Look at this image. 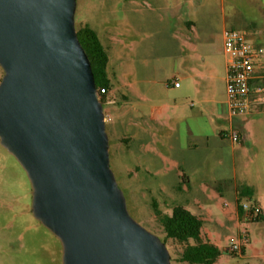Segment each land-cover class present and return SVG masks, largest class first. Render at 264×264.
<instances>
[{
	"label": "rangeland",
	"instance_id": "374dc122",
	"mask_svg": "<svg viewBox=\"0 0 264 264\" xmlns=\"http://www.w3.org/2000/svg\"><path fill=\"white\" fill-rule=\"evenodd\" d=\"M167 1L159 4L160 0H77L75 27L88 24L95 29L109 54L115 47L121 46L128 51L123 53L120 60H110L107 66V75L120 86V97H128L127 101L120 103L125 110L136 109L138 103L149 106L150 102H166L167 93L163 89L165 80H172L173 77L180 79L181 75H176V71H186V66L176 65L171 57L172 48L179 46L187 49L188 56L195 55L198 59L196 64H199V68L193 66L196 69L193 74L201 76L198 79L201 93L208 81L214 84L211 90L216 97L224 99L222 84L215 76H221L224 66L223 29L249 31L246 27L252 24L255 30L264 31V0H169L174 14L172 17L168 14ZM130 31L132 36L126 39ZM179 34L184 35L183 43L179 41ZM111 36L122 45L119 46L117 41L112 42ZM142 49L147 52L144 53ZM2 76L0 68V80ZM142 79L158 81L154 86L140 85L148 89L143 90L146 91V102L131 97L137 88L136 81ZM106 100L104 98L102 104L107 115L109 103ZM191 102L193 110L200 109L195 98H191ZM258 112H264V109ZM111 118L113 123H106L110 169L124 195L131 218L161 241L164 233L154 216L153 203L162 214H169L175 205L183 206L193 215H197L196 207L201 211L215 209L219 213L234 208L235 201L231 190L227 189L228 182L221 183L224 191L219 193L212 189L214 179H230L238 184L244 181L256 186L260 197L255 196L251 200L264 208V147L258 142L259 139L264 140V130L261 129L264 128V114L257 115L253 111L240 118L244 121L238 128L239 144L221 135L222 129L228 130L226 112L222 115L225 121L223 126L205 120L203 125L201 120L200 128L205 127L208 139L199 140L197 148L190 151L183 149L184 130H187L183 128V123L176 131H172V128L168 132L160 128H144L146 143L138 139L125 142L120 140L130 137L131 128L117 126L118 121L113 113ZM199 122L188 121L192 127ZM111 126L116 127L113 128L114 135ZM243 127L251 131L249 141ZM164 136H169V139L166 141ZM154 156L162 161L150 162ZM181 156L210 158L208 194L211 196L207 199L195 197L193 191H186L181 179L175 178L170 162ZM148 167L150 174L146 171ZM185 169L189 171L188 167ZM217 183L220 184L219 181ZM190 185L195 188L197 182L192 180ZM30 205L31 188L24 171L0 146V264H61L59 241L42 226H35L37 222L29 213ZM207 227L201 229L202 238L223 252L214 264H264V219L253 222L252 218L247 217L237 222L222 215L215 217ZM241 235L248 240L242 249L247 256L254 257H241L242 250L240 253L229 252L228 248ZM166 245L170 264H186L178 261L181 246L170 240Z\"/></svg>",
	"mask_w": 264,
	"mask_h": 264
},
{
	"label": "water",
	"instance_id": "95a60500",
	"mask_svg": "<svg viewBox=\"0 0 264 264\" xmlns=\"http://www.w3.org/2000/svg\"><path fill=\"white\" fill-rule=\"evenodd\" d=\"M77 0H0V146L61 264H170L110 169L103 104L75 29Z\"/></svg>",
	"mask_w": 264,
	"mask_h": 264
},
{
	"label": "crops",
	"instance_id": "0c3cea01",
	"mask_svg": "<svg viewBox=\"0 0 264 264\" xmlns=\"http://www.w3.org/2000/svg\"><path fill=\"white\" fill-rule=\"evenodd\" d=\"M159 4H165L163 3V0H160ZM168 14L169 16H174L172 7V3L168 0ZM174 9V8H173ZM128 14H130L128 12ZM176 15V13H175ZM92 28V27H91ZM93 29V28H92ZM226 29V28H225ZM256 28L252 25V29L249 30L255 37V41L259 44L264 45V37H261V35H258L260 31L255 30ZM95 30V29H94ZM129 30V29H128ZM224 30V29H223ZM96 31V30H95ZM100 41L101 38L96 31ZM132 33V31L128 32L126 35V39L131 37L132 35L129 34ZM183 36L179 34L178 37L180 38V43H183ZM124 38V37H123ZM175 36V40H176ZM112 42L114 41L113 37L111 36ZM102 43V41H101ZM119 44V42H118ZM122 45V43H120ZM119 44V46H120ZM103 45V43H102ZM104 46V45H103ZM143 47V46H142ZM105 48V47H104ZM106 49V48H105ZM126 47L121 46L115 47L114 50L110 51V54L108 53V58L109 62L111 61H118L121 59V56L123 55ZM139 49V48H138ZM185 49L183 46L175 47L172 48V60L176 63V65H182L186 66L185 70L182 73L176 71V75H181L180 79L178 77H173L171 78L172 80H165L163 89L167 93V99L166 102L164 103H152L150 102V105H141L138 103L135 105L136 109H133L132 111L125 110L120 103L123 101H127L128 97L123 96L120 97V86H118L113 79H111L108 75V79L110 80L112 84V88L107 91V94H105V98L107 99L106 101L109 103V107L107 109V115L110 118V121L108 123L112 124L113 119L111 118V113L115 115V119H117V126L119 127H126V128H131V135L130 137H123L120 141H127L129 142L130 140L138 139L139 141H143L146 143V136L144 135L145 129L144 128H160L162 131L168 132L171 130L176 131V128H179V125L183 123V128H187V130H184V141H185V146L183 149H188L194 150L196 149L197 145L196 143L199 142V140L205 138L206 141L208 139L207 133H205V127L203 126L200 128L201 125V120L202 124L204 125V120L206 122L210 121L212 123H217L220 126H223L225 121L222 119V115L227 114V105H226V95H225V74H226V67H225V59H224V66L222 68V73L221 76L218 77L217 74L216 80H219L220 83L222 84V92H223V97L224 99H218L215 95V92L211 90V88L214 89V84H209L208 81L206 82L205 87L203 88V93L200 91V82L198 79H201V76L193 74V71H195L197 68H199V64H196L197 58L195 55H187V49ZM140 50V49H139ZM143 50V49H142ZM107 51V50H106ZM144 53L147 52L143 50ZM128 53V51H127ZM223 54V53H222ZM224 56V55H223ZM108 62V63H109ZM111 63V62H110ZM196 68H194V67ZM188 67V69H187ZM115 75H113L114 78ZM208 78V77H207ZM206 78V79H207ZM212 78V77H210ZM214 79V78H213ZM181 80V81H180ZM137 83V88L133 90V94L131 97L133 99H138V101L141 102H146L148 101L146 98V91L143 90H148L145 88L140 87L149 85V86H154L155 84L158 83L156 79L154 80H147V79H142L136 81ZM160 82V81H159ZM170 85L167 86V83ZM173 82H178L179 86L174 87ZM139 84V86H138ZM150 90V89H149ZM205 90V91H204ZM109 97L110 100H109ZM191 98H195L197 103L200 105V109L197 111L193 110V102H191ZM122 99V100H119ZM122 101V102H121ZM145 107H147V110H145ZM257 115L258 114H264V112H254ZM247 116V115H245ZM244 116H239L236 119L233 120V124L235 125L236 131L239 133L238 128L240 127L241 122L244 120H241L240 118ZM188 121H200L197 126L192 127ZM243 126V125H241ZM111 133L114 135V129L116 128L115 126H111ZM224 128V127H221ZM264 130V128H261ZM228 130H229V124H228ZM226 129H222V137L225 138L224 134L228 131ZM242 130V129H241ZM243 133L246 137V139L249 141L251 138V131L244 129L243 127ZM240 134V133H239ZM166 141L169 139V136H164L163 137ZM115 141H119L115 139ZM187 142H189V145H187ZM259 144L264 147V140L259 139ZM242 146V145H239ZM171 149H173L172 146H170ZM176 158V157H175ZM210 158L204 157V158H197V157H191V156H186L185 158L183 156L179 157L178 159H175V161H171V170L175 172V178L181 179L182 182L185 184L186 191H193L195 197L197 198H204L207 199L211 195L208 194V189H209V184H208V168L210 167ZM161 162V158L154 156L152 159H150V162ZM218 163H220L218 161ZM149 164V163H147ZM150 166V165H149ZM185 167H188L189 171L185 169ZM184 168V169H182ZM146 169L147 174H150V172ZM149 172V173H148ZM193 176V177H191ZM192 180H195L197 182V185L195 188H192L190 183ZM217 181L220 182V184L217 183ZM228 182L227 189L231 190V194L233 195L234 201H235V206L234 208H228V210H223L222 212H218L215 209H208L206 211H201L199 207H196L198 209L197 215H194L198 217L202 222H203V227L207 229V225L215 218V217H221L224 215L227 217L230 221H235L240 222L241 220H246L245 215L239 216L238 211H237V188L240 185H247L249 187L253 188V196L252 199L254 200V197H260L258 194V190L256 189V186H251L247 184L246 182H241L238 184V182H231L230 179H222V180H215L213 181V188L219 193H223L224 188H221V183H226ZM223 186V184H222ZM253 203V201L251 200ZM256 202V201H255ZM256 204L262 211L261 218L264 219V208L261 204L254 203ZM194 206H197L196 203H193ZM30 213V212H29ZM32 216V215H31ZM36 221V220H35ZM37 222V221H36ZM42 226L40 223L37 222L35 225L37 226ZM43 227V226H42ZM44 228V227H43ZM45 229V228H44ZM46 230V229H45ZM48 233H50L48 230H46ZM202 235V233H201ZM54 237V236H53ZM208 237V236H207ZM208 239V238H207ZM212 244V243H211ZM241 257L244 256L246 257H254V255H249L247 256L245 254V250L242 249L241 251Z\"/></svg>",
	"mask_w": 264,
	"mask_h": 264
},
{
	"label": "built area",
	"instance_id": "2783aa9c",
	"mask_svg": "<svg viewBox=\"0 0 264 264\" xmlns=\"http://www.w3.org/2000/svg\"><path fill=\"white\" fill-rule=\"evenodd\" d=\"M258 35L264 37V31ZM255 36L246 30L224 29L222 32L223 55L225 59V95L229 130L224 136L232 143H240L233 120L251 112L264 109V45L255 41ZM170 84L167 83V86ZM178 87V82H173ZM98 97L106 94L105 89H97ZM110 118L105 114V123ZM245 217L262 215L261 209L252 202L241 203ZM248 240L241 235L228 250L240 253Z\"/></svg>",
	"mask_w": 264,
	"mask_h": 264
},
{
	"label": "trees",
	"instance_id": "16d2710c",
	"mask_svg": "<svg viewBox=\"0 0 264 264\" xmlns=\"http://www.w3.org/2000/svg\"><path fill=\"white\" fill-rule=\"evenodd\" d=\"M80 45L85 51L91 65L92 74L97 89L109 91L112 84L107 76V66L109 62L108 53L102 45L96 31L88 24H82L75 27ZM246 29L251 30L252 24L247 25ZM105 95L101 97L104 103ZM253 188L247 185H240L237 188V211L239 216L244 213L241 203L244 199L251 202ZM154 216L158 221L164 238L162 242L166 245L170 240L182 247L178 261L186 264H214L223 254L215 245L204 240L201 236L203 222L186 208L181 205H175L171 208L169 214H162L157 205L153 203ZM259 215L253 218V222L261 221Z\"/></svg>",
	"mask_w": 264,
	"mask_h": 264
}]
</instances>
